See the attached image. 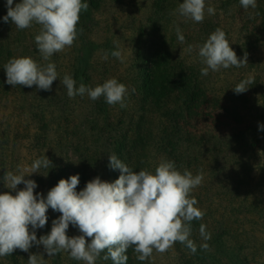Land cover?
<instances>
[{
	"label": "trees",
	"instance_id": "obj_1",
	"mask_svg": "<svg viewBox=\"0 0 264 264\" xmlns=\"http://www.w3.org/2000/svg\"><path fill=\"white\" fill-rule=\"evenodd\" d=\"M116 1L82 0L89 7L80 13L77 39L71 47L45 61L35 43L41 26L33 23L30 28L19 30L11 21L3 22L7 7L6 0H0V111L4 110L1 100L6 101L9 95V85L3 80L6 77L4 65L9 59L16 58L15 47L21 48L24 57H31L28 56L31 53L39 55L31 58L40 65L54 63L55 66H62L58 70V84L54 81L51 91L37 89L35 100L31 99L22 108L17 107L19 121L16 125L6 115H0V193L11 192L15 195V191L6 188L3 183L6 172L20 174L21 169H30L33 161L44 155L51 160L53 167L41 168L40 173H33L25 179L35 180L38 187L34 194L41 193L45 197L60 179H68L76 174L80 178L77 192L97 176L104 181L114 182L120 172L107 166L108 157L113 154L136 172L144 169L154 174L155 168L164 160L174 161L177 170L183 173L187 169L193 176L197 175L202 162L206 170L219 168L221 172L226 167L234 169L239 172L237 178H243L254 169L264 172V157L263 163L256 167L264 145V131L258 130V125L264 124V101L248 107L242 93L227 91L218 78L211 83L210 76L201 75L193 65L195 58L201 60L200 57H191L187 51L188 46L192 45V49L195 47L199 52L204 44L200 38L194 46L192 39L181 30L185 40L178 44L179 40L175 37L177 26H174L172 34L167 33L169 37L160 41L164 28L157 36L155 23L148 26L150 22L147 21L146 26L150 27L147 31L145 26L136 25V15L130 12L123 25L125 30L133 31V34H129L131 37L126 39V48H132L126 54L129 59H123L126 50L121 53V58L113 57L111 52L118 51V40L115 39L116 35L111 34L109 23L103 24L102 36L92 32L91 27L102 22L96 18V12L113 9ZM19 2L21 0H14L13 6ZM219 2L220 10H231L230 18L233 24L238 25V33L247 36L237 47V53L244 55L257 50L258 40L253 39L251 31L256 27L258 18H248L240 0ZM127 6L129 4H125L124 12L129 8ZM164 10V15L172 17L165 5ZM260 18L261 29H264V20ZM81 28L82 33L79 31ZM106 53L108 58L104 59ZM65 75L72 76L77 88L80 83L95 88L113 77H119L117 81L128 89L125 97L127 106L109 105L103 96L93 101L87 93L69 98L67 89L60 82ZM226 93H231L232 101L229 103L224 99ZM130 97L133 104L128 102L127 98ZM250 109H254L255 113L248 115ZM28 125L33 126L32 129ZM255 143L260 144L256 150L253 148ZM226 152L232 155L219 156ZM225 159L227 161H223ZM255 184L251 187L244 185V190L250 194L257 189L259 198L252 197L247 201L246 194L238 192L242 188L238 182L230 184V188L222 182L202 180L189 196L198 201L194 206L204 212L202 220L191 222L189 238L196 244L197 251L193 254L185 245L176 242L165 252L167 257L173 254L170 264L258 262L264 254V182ZM22 188L17 186V190ZM240 194H243L242 197ZM58 214L61 213L52 212L49 208L47 224L36 230L37 239L51 231L52 221L59 217ZM201 224H205L206 231L211 234L207 241L200 236ZM66 234L71 237L70 232ZM205 243L209 245L207 250L201 248ZM34 247L44 252L42 245L33 246L30 250L33 251ZM155 253L154 250L149 260L141 262L136 259L134 250L129 248L127 264H155L154 261L158 262ZM105 254L101 253L96 264H113L111 259H103ZM15 255L18 259L22 256V260H19L28 264V256L19 249L12 256L0 257V261L5 260L7 263L4 264H22L14 259ZM43 260L46 264H84L70 258L67 252L52 257L45 253Z\"/></svg>",
	"mask_w": 264,
	"mask_h": 264
},
{
	"label": "clouds",
	"instance_id": "obj_2",
	"mask_svg": "<svg viewBox=\"0 0 264 264\" xmlns=\"http://www.w3.org/2000/svg\"><path fill=\"white\" fill-rule=\"evenodd\" d=\"M13 4L14 0H6L7 14L3 22L11 21L19 30L30 28L33 23L40 25L35 43L45 61L73 45L78 36L80 13L89 7L82 0H21ZM240 4L244 9L257 6L256 0H240ZM175 11L193 22H203L205 0H183ZM207 12L214 15L215 9L208 7ZM79 31L82 33L83 29ZM175 31L177 39L184 43L185 37L179 26ZM192 50V45H189L187 51ZM111 55L121 58L120 51H112ZM198 55L206 65L201 69L204 76L209 70L219 71L221 67L227 69L232 66L239 68L248 64L247 53L238 58L220 28L210 34L199 48ZM107 58L106 53L104 59ZM4 69L6 83L14 88L35 85L38 90L51 91L53 82L58 78L54 63L40 65L31 57L11 58ZM60 82L67 89L69 98L87 93L93 101L103 96L109 105L127 106V86L115 78L95 88L84 83L77 88L70 75H65ZM252 83L250 78L242 80L233 90L236 94L244 93ZM132 91L135 92V89ZM258 130L264 131V124H259ZM108 159V168L120 172L114 182L97 176L77 192L80 178L76 174L60 179L46 197L41 193L34 194L38 187L36 181L25 177L40 173L41 168L53 167L47 156L34 160L27 175L24 169L20 170V174L6 172L3 183L6 188L15 191V195L0 193V257L10 256L19 249L29 253L28 264H43L42 254L30 252L33 246L42 245L48 257L67 252L74 260L96 264L101 253L105 252L104 260L127 264L129 248L137 254L136 259L143 262L152 257L154 250L164 253L176 242L195 254L197 246L189 238L191 222L202 220L204 212L194 206L198 201L189 196L194 188L201 185L202 174L193 176L187 169L181 173L176 169L175 162L168 160L161 161L153 174L144 169L133 171L115 154L109 155ZM20 184L24 188L17 190ZM49 208L61 215L52 221L51 231L37 239L36 230L47 224ZM70 224L82 234L69 237L66 233ZM199 232L205 241L211 238L205 224L200 225ZM86 238H91L90 242ZM208 247L207 243L201 245L204 250Z\"/></svg>",
	"mask_w": 264,
	"mask_h": 264
},
{
	"label": "rangeland",
	"instance_id": "obj_3",
	"mask_svg": "<svg viewBox=\"0 0 264 264\" xmlns=\"http://www.w3.org/2000/svg\"><path fill=\"white\" fill-rule=\"evenodd\" d=\"M261 1H262V3H260ZM182 2H183V0H117L115 5L113 6L114 7L113 9H109L106 12H105V10H98L96 12V18L98 20L100 19L102 22H100V24L98 26H95L94 28L91 27V29H92V32H96L98 34H101V36H102L103 24L109 23V25L111 26V32H112L111 34L116 35L115 39L118 40V42H117L118 43L117 44L118 51L123 53L126 50V52L124 54L125 56L123 57V59L125 61L129 59L126 56V54H129L131 52L129 49H132V48H129V49L126 48V46H128L126 39L131 37V35H129V34H133V31H131L130 29H129V31H127L123 28L125 18H127V15L129 12L133 15L134 14L136 15V25H139V27L145 26L147 31L150 30L149 29L150 27H148V26L155 23L156 27L158 28L157 29L158 30L157 36H159V34H160V29L164 28L166 33L164 32L163 35H161V37L159 39L160 41L166 40L169 37V35L172 34V32L174 31V28H173L174 26H179L180 29L183 31V33L192 39L194 46H196L199 43V38L202 41H204V43H205L206 40L209 38L210 34L216 30V27H219L221 30H223L225 32L226 39L228 40L230 47L236 52L237 57L242 58L244 56L241 53L240 54L237 53L238 52L237 47L246 39L247 36L238 33V29H239L238 25L236 23L233 24L231 21V18H230L231 10L230 9H226L227 12L224 10H220L219 7H220L221 3L219 2V0H205V18H204L203 22L197 23V22H193L189 18H186V17L179 15L175 11L178 8L179 4ZM259 3L261 5L260 7L258 5ZM125 4H129V6H127L129 8L126 10V12H124L125 11ZM164 5L166 8V11L172 17L168 18L166 15H164L166 13L164 10ZM256 5L257 6L255 8L249 7L248 9H245L246 10V16L248 18L249 17L250 18L257 17L258 18L257 21L255 22L256 27L254 28L253 31H251V33L254 35L253 39L258 40L257 42L259 44V47L257 50L253 51L252 53L247 54L248 64L243 66V67H239V68L235 67L234 69H232L231 67H229L227 69H224L221 67L219 71L209 70V72H208L209 73L208 76H210L211 83L213 82V79L218 78V81L225 85L227 91L233 90V88L237 84H239L242 80L249 79V78L252 79L253 83L249 84L248 90L246 92L242 93V97L244 98V102L248 105V107H249V105H254L256 103L259 104L262 101H264V29H261L262 22H261V18H260V16H261L262 19L264 20V0H256ZM208 7H213L215 9L214 15L208 14V12H207ZM231 7H233V5ZM258 9H259V11H258ZM162 12H163V18H162ZM152 18H153V20H152ZM104 20H106V21H104ZM147 21L150 22L148 24V26H146ZM167 33L169 35H167ZM13 35L14 34L12 33L11 38L14 37ZM175 37H177V35H175ZM177 43L181 44L180 41H177ZM15 48H17L15 50L16 58L25 56L24 53H23L24 56L21 55L22 53H21L20 47H15ZM24 48H25V45L23 47V50H24ZM163 48H164V45L162 46V49ZM195 49L196 48L194 47V49L191 52H188L189 56H191V57H193V56L198 57L199 56L198 50H195ZM156 50H157V47H156ZM158 50H160V49L158 48ZM28 56L35 58V56H39V55H37L35 53L34 54L31 53ZM195 60L196 61L193 65H194L195 69H198V72L201 73V69L203 67H206V65L203 64L202 61L199 60V58H195ZM60 69H62V66L61 67L56 66V71L58 74H60L58 72V70H60ZM114 74H116V73L114 72ZM116 78H117L116 80H119L118 79L119 77H116ZM3 80L6 83V77L3 78ZM58 80H59V78H57V80H55L56 84H58ZM20 89H21V91H20ZM36 90H37V88L35 85L32 87H26V86H19L18 85L15 88L13 86L9 85V92H8L9 95L7 96L8 99L6 101L1 100L2 102H4V110L1 109L0 115H6L9 118L10 122L12 119V124L16 125V122L19 121V111L17 110V107L22 108L23 106H26L27 103L31 99L35 100ZM230 94L226 93V95L224 97V99L226 100L227 103L232 101V99L230 98L231 97ZM242 97H239V99L242 100L241 99ZM127 99H128V102L133 104L132 103L133 98L130 97ZM2 105H3V103L1 104V106ZM253 113H255L254 109H252V110L250 109V112H247L248 115H252ZM248 117H251V116H248ZM252 118H253V116H252ZM28 127H29V129L30 128L32 129L33 126L28 125ZM256 146L260 147V144L255 143V147H253L254 150H256ZM262 149H263L262 150V156L259 155L258 165L256 166L257 168H258V166H260L259 165L260 163H263L264 145H262ZM231 150L233 152L234 148H232ZM231 155L232 154H229L228 152H226V153L219 155V156L229 157ZM60 158H61V156H60ZM223 161H227V160L225 159ZM223 161H221V162H223ZM222 166L225 167V165H222ZM212 168H215V167H212ZM217 169H218V171H217ZM25 170H26L25 174H27V172L30 171L29 168H26ZM260 170L261 169L250 170V172H248L247 175L245 174V176L243 178L242 177L237 178L236 175L239 174V172L234 170V169H230L229 167H226V169L224 171H221V172H220L219 168L211 169V170L209 168V170H206V166L202 162L201 168L196 173H197V175L202 174L203 180H213L214 183H215V181L222 182L223 184H225L228 187H230L229 186L230 184L234 185V184H237V182H238L239 184H241V187H242L238 192L246 194V191L244 190L246 188L245 186H250V187L256 186L255 183L259 184V183L264 182V172H262ZM20 186L24 187L23 184H20ZM211 190H213V188ZM256 190L257 189H255V191H251L250 194H246L247 201H250L249 198H252V197L259 198L258 192ZM260 193H262V192H260ZM242 195L243 194H240L241 197H242ZM262 196H263V194H262ZM211 198H213V197H211ZM209 199H208V201H210ZM52 212H54V211L52 210ZM253 214H256V213H253ZM60 215L61 214H58L57 216H60ZM69 232H70L71 237L78 236V235L82 234V233H80V231L77 227H74L71 224L69 225V228L67 230V233H69ZM86 239L88 240V238H86ZM257 243H259V242H257ZM30 252L40 253V254L42 253L43 255L45 254L44 252H42V250L39 251L35 247L33 248V251L30 250ZM14 253H17V249L14 251ZM25 253H26V257L29 256L28 252H25ZM173 253H174V251H173ZM154 256H155V259L158 260V262L154 261L155 264H170L172 262L171 257L173 256V254L170 257H167V255H165V252L164 253L156 252ZM14 259H16V260L21 259L22 260V256H21V258L18 259L17 255H15ZM21 260H19V261L23 264V262ZM4 262H5V260H1L0 264H4ZM5 263H7V262H5ZM24 264H26V263H24ZM43 264H46V262L44 260H43ZM255 264H264V254L260 257L258 262H256Z\"/></svg>",
	"mask_w": 264,
	"mask_h": 264
}]
</instances>
